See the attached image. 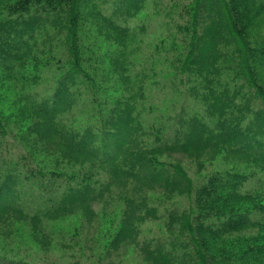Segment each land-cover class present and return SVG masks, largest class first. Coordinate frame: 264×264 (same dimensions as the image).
Listing matches in <instances>:
<instances>
[{"label":"trees","instance_id":"16d2710c","mask_svg":"<svg viewBox=\"0 0 264 264\" xmlns=\"http://www.w3.org/2000/svg\"><path fill=\"white\" fill-rule=\"evenodd\" d=\"M8 1L0 0V11L9 10L20 19L0 23V68L15 82L21 71L14 67L22 66L29 55L30 47L21 50L25 40L11 45L5 42L9 32L23 29L29 35L43 26L57 31L64 58L57 66L63 76L52 98L31 104V111L24 108L22 112L31 120L30 129L38 142L50 146L63 163L80 170L73 174L48 172L39 165L34 168L25 159L21 171L13 172L17 162L6 163L0 167V223L10 219L29 222L38 236L42 224L57 222L73 212H83L89 227L100 225L106 217L91 209L95 203L122 205L119 226L114 231L103 230L105 233L95 242L100 262L102 251L105 259L111 250L135 243L138 226L151 210L148 192L162 189L168 195H192L193 185L186 172L179 165L162 161V157L186 154L211 161L224 157L233 164L251 165L256 171L214 173L198 189L190 212L172 214L169 227L174 231L179 224L178 237L187 235L189 241L180 243V248L189 250V264H258L251 259L262 251L260 236L246 239L239 234L264 232V190L246 189L258 171L264 172V43L250 39V31L264 28V18L260 17L264 0H221L216 14H212L213 0H198L188 11L192 18V30L186 31L190 42L181 44L179 51L174 48V66L180 75L192 78L191 96L203 105V112H192L190 118L177 114L176 121L173 116H156L155 124L152 122L148 129L144 122L152 109L144 103L149 76L137 73L133 60L139 43L137 32L95 7L89 16L81 15L82 0ZM143 1L132 0L129 14L137 15ZM33 8L47 18L43 21L38 14L31 15ZM26 14L28 19L23 20ZM201 14L209 16L203 32L198 30ZM86 20H91L97 38L117 47L107 55L108 66L92 57V51L89 56L83 51L80 28ZM101 94L105 95L106 108L111 104L114 107L94 114L97 123L105 120L101 128H68L64 124L62 116L73 109L77 98L90 96L97 101ZM114 94L120 95L112 97ZM168 132H173V137H168L172 136ZM5 134L0 122V135ZM7 165L10 168L6 169ZM25 169L27 180L37 183L39 189L47 188L49 194L31 205L39 208L34 213L22 207L14 191L13 184ZM150 214L157 213L154 210ZM170 246L171 251L160 246L151 247L150 252L146 249L148 259L153 264H186L187 258L176 256L178 242L171 240ZM0 264L25 263L0 255Z\"/></svg>","mask_w":264,"mask_h":264},{"label":"rangeland","instance_id":"374dc122","mask_svg":"<svg viewBox=\"0 0 264 264\" xmlns=\"http://www.w3.org/2000/svg\"><path fill=\"white\" fill-rule=\"evenodd\" d=\"M213 1L215 7L212 14H216L219 11L217 3L221 0ZM12 2V0L8 1V3ZM197 2L198 0H144L141 4L142 9L135 16L130 15L127 10L132 4V0H82L79 4L81 15L85 17L89 16L95 7L104 16L111 17L120 25L138 33L139 43L135 47L133 60L136 72H142L149 76L146 82L147 100L144 105L148 110L151 108L152 111L149 112L150 115H147L144 122L147 129L155 122L156 116L165 119L173 116L172 118L176 121L177 114H181L182 118H190L192 112L199 111L201 114L203 112V105L191 96V89L194 85L192 78L188 75H180L174 66L176 59L174 48L178 47L179 51L181 44L190 42L186 31L192 30L190 28L192 27V18L188 11L191 12ZM35 11L37 9H31L30 14H38L43 21L47 18V15L42 11L39 13ZM203 16L201 14L199 18V32H203L208 23L209 16ZM27 17V14L22 15L23 20H27ZM260 17L264 18V14ZM18 19H20L18 14L11 13L9 10L0 11V23ZM89 21L86 20L80 28L83 51L88 56L92 51V57H96L100 62H105V66H108L107 57L109 56L107 55L111 52L113 54L117 47L97 38ZM41 28L29 34L32 35V38L24 33L23 29L9 32L4 37L5 42L7 40L10 42L9 45L20 44L22 40H25V44L20 45L22 46L21 50L28 51L30 47V51L24 64L14 67V70L21 71L17 81L9 80L6 72H2V68H0V122L3 123L7 131V134L0 135L2 141L0 167H5L6 163L17 162L13 172L21 171L20 164L26 159L30 161V164L32 163L34 168L39 165L48 172L73 174L80 168H73L63 163L50 146L38 142L35 133L30 129L31 120L25 118L22 112L24 108L30 110L31 104L52 98L54 88L57 87L59 79L63 76V71H60L57 66L58 60L63 58V48L57 38V31L49 26ZM180 28H182V32H180ZM250 39L264 43V28L250 31ZM4 49L8 50L5 47ZM46 60L48 61L46 62ZM114 95L112 97H118L120 94ZM113 108L112 104L106 108L105 95L103 94L97 101L93 97L84 96L80 99L77 98L73 109L62 117L68 128L88 125L101 128L103 119H99V123H97L98 119L94 118V114L99 110L106 113L107 110L110 111ZM170 134L172 136L168 137H173V132L167 133V135ZM161 160L179 165L186 172L192 182L193 193L191 196H176L168 195L162 189L148 192V205L151 210L146 213L147 218L139 224L138 236L133 245L125 246L114 252L111 250L107 254L110 257L105 259L103 256L106 255L102 251V258L98 262L99 259L96 255L99 252H96L95 249L98 244L95 242L100 240L101 235L105 232L116 230L122 220L124 206L116 203H109L107 206H104L103 203H95L91 209L99 214H104L106 219L100 225L96 223L91 227L85 220L87 216L82 218L83 212L77 214L73 212L72 215H67L57 222H45L41 225L42 232L38 236L33 232V227L29 222H16V219L2 221L0 223V255L16 261H23L25 264H153L148 259L147 251L150 252L151 247L154 249L157 246L165 251H171V240H176L179 244L176 256L187 258L189 250L180 248V243L189 240L187 235L178 237L181 232L179 224H175L174 231L170 230L172 214L178 213L180 216L185 211L190 212V208L195 205L198 189L205 186L214 173L233 169L243 173L256 170L251 165H237L228 162L224 157L211 161L205 156L194 158L186 154H174L170 157H162ZM8 168H10L9 165L6 169ZM26 173L25 169L24 173L17 178L13 184L14 191L15 195L19 196L18 199L22 201H19L22 207L26 211L34 213L39 208L31 205H34L33 203L38 198L44 197V194V198H48L49 194L47 195V188L39 189L37 183L28 181ZM246 189L264 190V172L258 171L256 177L248 182ZM116 192L115 189L114 193ZM154 210L157 214L151 215L150 213ZM76 221H80V223L77 224ZM239 235L246 239L260 236L262 251L258 254L255 253L251 261L258 260V264H264V232L251 231ZM105 243L108 242L105 241ZM188 259L191 260V258H187L186 264H189Z\"/></svg>","mask_w":264,"mask_h":264}]
</instances>
